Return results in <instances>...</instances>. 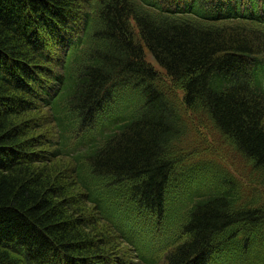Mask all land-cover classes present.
<instances>
[{
	"label": "trees",
	"instance_id": "obj_1",
	"mask_svg": "<svg viewBox=\"0 0 264 264\" xmlns=\"http://www.w3.org/2000/svg\"><path fill=\"white\" fill-rule=\"evenodd\" d=\"M263 81L264 0H0V264H264Z\"/></svg>",
	"mask_w": 264,
	"mask_h": 264
},
{
	"label": "rangeland",
	"instance_id": "obj_2",
	"mask_svg": "<svg viewBox=\"0 0 264 264\" xmlns=\"http://www.w3.org/2000/svg\"><path fill=\"white\" fill-rule=\"evenodd\" d=\"M144 55H145V59L147 62H149L150 64L153 65V67L159 71L161 74H163V71L161 70V67L159 66V64L153 59V57L146 51L144 50ZM245 182L249 184V182L245 179Z\"/></svg>",
	"mask_w": 264,
	"mask_h": 264
}]
</instances>
